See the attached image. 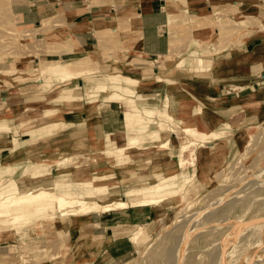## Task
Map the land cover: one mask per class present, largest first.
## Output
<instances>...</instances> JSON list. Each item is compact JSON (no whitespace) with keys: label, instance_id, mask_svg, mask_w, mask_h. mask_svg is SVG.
<instances>
[{"label":"rangeland","instance_id":"374dc122","mask_svg":"<svg viewBox=\"0 0 264 264\" xmlns=\"http://www.w3.org/2000/svg\"><path fill=\"white\" fill-rule=\"evenodd\" d=\"M249 8L246 4L238 9L214 10L206 12V18L192 17L188 13L174 16L173 21L193 22V25L186 26L189 30L171 29L174 39L170 55L180 52L178 36L192 38L190 32L194 28L212 27L208 31L210 37L201 35L198 41L212 54L247 44L254 36L255 27L257 30L260 27L247 16ZM10 16L0 3V90H9L0 94V166L8 170L0 175V198L11 191L26 192L31 185L30 176L38 170L44 171L37 176L38 182L47 183H52L62 171L70 175L94 172L106 179H97L95 185L107 187L108 194L103 198L88 197L84 215L62 217L63 213L58 210L34 215L31 206L21 209L30 214L19 221L0 224V264H87L89 261L96 264H240L238 261L264 264V112L256 123L245 117L242 123L226 124L221 131L211 134L200 129L187 132L184 128L183 132H178L175 126L173 139L169 134L162 136V130L170 129L164 122L173 118L160 117L154 104L143 101L141 88L118 89L130 86L132 79H137L139 82H135L141 85V74L98 72V65L92 66L91 59L101 55L102 49L85 60L51 61L55 58H48L50 61L43 59L39 65H33V55L39 57L41 52L29 48L33 35H26L13 25ZM2 31L6 37L1 36ZM211 38L216 39V44ZM202 60L207 59H194L195 70L212 67L211 60H208L209 65ZM183 65L180 63V67ZM29 82H38L35 91L19 92L18 85ZM66 95L72 96L64 100ZM108 101H118L123 115L127 106L156 112L142 113L123 133L115 135L119 144L131 142L121 158L124 167L137 166L136 170L118 168L114 164L118 158L114 148L100 155L106 150L108 136H96L93 122L83 125L84 139L76 144L70 139L72 127L65 125V113L78 110L84 119L95 117L107 108L103 103ZM167 141L169 147H160ZM190 141L195 144L191 146ZM183 144L187 147L183 157L185 168L178 165L177 157ZM207 146L216 149L217 154L203 163L207 158L203 155L209 151ZM6 148L9 150L2 154ZM133 156L143 160L132 164ZM68 158L70 161L56 172L59 167L55 160ZM94 159L99 164L91 165ZM162 171L166 175L176 172L181 175L178 190L166 193L163 202L152 205L155 216L148 224L132 229V233L141 231L134 240L137 247L134 256L124 261L107 259L94 222L96 217L102 219L122 209L106 211L104 204L123 200L124 190L147 186L154 180L153 174ZM36 184L40 183L32 186ZM16 214L12 212L7 220ZM102 229L99 235L106 234ZM235 258L238 260L233 262Z\"/></svg>","mask_w":264,"mask_h":264},{"label":"crops","instance_id":"0c3cea01","mask_svg":"<svg viewBox=\"0 0 264 264\" xmlns=\"http://www.w3.org/2000/svg\"><path fill=\"white\" fill-rule=\"evenodd\" d=\"M0 3L11 14L13 25L26 35H33L28 46L41 52L39 57L33 55V65H39L43 59L50 61L48 58L85 60L102 49L101 55L91 59L92 66L98 65V72L141 74L143 101L154 104L160 112L166 108L173 118L164 122L170 129L162 130V136L169 134L173 139L175 126L178 132H183L181 120L189 122L193 129L211 134L221 131L226 124L242 123L245 117L256 123L263 116L264 0H0ZM246 4L250 6L247 16L260 24L258 30L254 26V36L247 44L212 54L198 43L201 35L210 37L208 31L212 27L194 28L190 32L192 38L178 36L180 52L170 55L174 39L171 29L189 30L186 26L193 25V22L173 21L174 16L188 13L206 18V12L238 9ZM1 36L6 37L5 31ZM101 39H105L103 43ZM215 40L210 39L216 44ZM26 58L29 64V55ZM195 58L211 60L213 65L197 71L192 66ZM120 59L125 61L119 63ZM180 63L184 65L180 67ZM36 83L18 85V90L35 91ZM7 92L8 89L0 90V94ZM103 105L107 108L94 117V134L123 133L126 125L121 104L108 101ZM82 115L73 110L64 116L65 125L72 127L69 136L75 144L84 139L83 125L89 124ZM6 150L9 148L1 153L5 154ZM153 216V207H130L102 219L96 217L95 233L101 237L107 259L124 261L134 256L137 247L130 239L132 229L148 224ZM119 227L128 234L116 236ZM101 228L105 235H99Z\"/></svg>","mask_w":264,"mask_h":264},{"label":"bare ground","instance_id":"6f19581e","mask_svg":"<svg viewBox=\"0 0 264 264\" xmlns=\"http://www.w3.org/2000/svg\"><path fill=\"white\" fill-rule=\"evenodd\" d=\"M264 30V28H262ZM202 63H205L206 65H209L210 62L208 60H202ZM209 66H203L199 67L200 71L203 68H208ZM132 79V78H131ZM137 79H132V83L130 86H119L118 89H125L129 88L128 90H139L141 88V85L138 84ZM139 82V81H138ZM72 95H70L71 97ZM172 96V95H171ZM69 95L64 96V100L70 98ZM127 110L124 113V120L126 127H129L133 121L141 116L142 113H145L146 115L154 114L153 110H144L140 111L136 106H127ZM166 109V108H165ZM164 109V110H165ZM163 112L157 111V114L160 115V117L167 118L171 117L166 110ZM162 111V110H161ZM97 116V114H96ZM97 118V117H96ZM94 122V116H90L88 118V123ZM181 125L187 132H192L194 127L187 122L186 120H181ZM64 128V127H63ZM108 136L106 140V150L100 153V155L104 156L107 154V151L111 150V148H114V152L117 155L116 160V166L118 168L124 167V161L121 158V155L124 156V152L126 151V148L129 147V145H132L131 142L126 145L119 144L118 141H116L115 135L112 134H106ZM170 137V136H169ZM132 140V139H131ZM191 142V141H190ZM162 143V142H161ZM195 143L192 141L191 146ZM162 148L169 147V142H164L160 146ZM207 149L209 150L207 155H203V157H207L206 160L203 163H206L209 161L214 155H216V149H214L212 146H207ZM187 151L186 145H181L180 151L177 155L179 158L178 165L182 168H185V160L183 157H185V152ZM71 159V158H70ZM195 159V158H194ZM201 159V157H200ZM68 159H62V160H55L58 165L57 171H61L60 167L62 164L67 162ZM74 160V159H73ZM142 159L138 158L137 156H133V159H131L132 164L133 163H139ZM70 161V160H69ZM95 163H92L91 165H97L99 164L96 162V159L93 160ZM8 163V162H5ZM70 164V163H69ZM131 166V165H130ZM124 167L126 171L136 170L137 166L134 167ZM104 167V166H103ZM202 167V165H200ZM70 169V168H69ZM79 169V167H78ZM147 169V168H146ZM178 169V168H177ZM38 170V169H37ZM36 170V171H37ZM140 170V169H139ZM7 169L0 166V175L5 174ZM35 172V171H33ZM43 170H38V172H35L36 174L31 175L28 182L31 180V185L28 188L26 192L16 193L15 191L8 192L6 194H3L0 198V224L5 223L8 221H19L26 215H29L30 213L21 212L20 210L25 208L32 207V212L35 214L42 213V212H50L51 214L53 210H58L62 212L63 216L67 214L78 216V215H84L86 213V205L88 204L87 198L90 196H96V197H102L107 195V187L103 186H96L95 182L97 179H100L99 181H104L106 179H103L100 175L98 177L96 174L87 172L77 173L80 176L74 177L75 173L73 175H70L66 173V171H62L59 174L57 173L54 181L52 183H47V181H40L38 182L37 176L40 175ZM79 172V171H78ZM125 172V171H124ZM97 173V172H96ZM106 174V173H105ZM136 174V172L134 173ZM44 175V174H43ZM154 180L151 184L142 186H132L124 190V199L123 200H112L108 204H104V208L106 211L110 210H116V209H128L130 207H152V205L160 204L165 200L164 195L166 193H174L178 190V180L180 178V174H172V175H166L163 171L162 172H155L154 174ZM106 177V176H105ZM71 179V180H70ZM80 179V180H79ZM34 183H40L32 186L33 181ZM16 181V180H15ZM232 189V188H231ZM78 196H83L86 199H80ZM175 196V195H174ZM171 198V197H170ZM49 203V204H47ZM222 207V206H221ZM221 209V208H220ZM121 211V210H120ZM12 212H16V216L7 220V217L11 215ZM126 212V211H125ZM158 212V211H157ZM224 213V212H223ZM227 213V212H226ZM50 214V215H51ZM55 214V213H54ZM229 214V213H228ZM225 215V214H224ZM215 223V222H214ZM2 224V225H3ZM121 224V223H120ZM224 224V223H223ZM117 225V224H116ZM128 225V224H127ZM113 227V226H112ZM212 227V226H211ZM141 233V231H133L131 234V241L135 242L134 240L136 237ZM116 236H122L128 234L126 230H123L122 227H119L115 231ZM113 237V236H112ZM2 252V251H1ZM234 257V256H231ZM239 258V257H237ZM234 260L238 259H233ZM241 264V261H238ZM236 261V263H238ZM29 264V263H28ZM235 264V263H234ZM239 264V263H238Z\"/></svg>","mask_w":264,"mask_h":264}]
</instances>
